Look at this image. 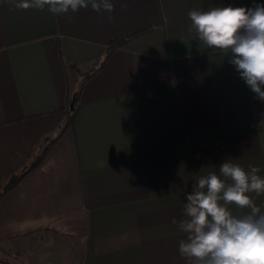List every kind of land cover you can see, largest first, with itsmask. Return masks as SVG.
<instances>
[{"label":"crops","instance_id":"crops-1","mask_svg":"<svg viewBox=\"0 0 264 264\" xmlns=\"http://www.w3.org/2000/svg\"><path fill=\"white\" fill-rule=\"evenodd\" d=\"M112 2L109 21L0 0V188L79 93L73 126L0 200V264H186L178 223L196 176L225 160L264 176V102L187 16L264 0Z\"/></svg>","mask_w":264,"mask_h":264},{"label":"clouds","instance_id":"clouds-1","mask_svg":"<svg viewBox=\"0 0 264 264\" xmlns=\"http://www.w3.org/2000/svg\"><path fill=\"white\" fill-rule=\"evenodd\" d=\"M16 9L47 10L53 16H68L81 9L113 17L112 0H6ZM189 33L208 49L223 56L239 73L256 99L264 102V5L252 7L215 6L207 10L190 9ZM197 175L185 194L183 234L178 254L186 264H264V211L252 198L264 195L261 169H247L233 160L218 169ZM238 210V211H236ZM173 224L177 221L173 219Z\"/></svg>","mask_w":264,"mask_h":264},{"label":"trees","instance_id":"trees-1","mask_svg":"<svg viewBox=\"0 0 264 264\" xmlns=\"http://www.w3.org/2000/svg\"><path fill=\"white\" fill-rule=\"evenodd\" d=\"M150 31L151 29H147L130 35L125 39L112 41L108 46L104 62L114 51L125 47L129 42L148 34ZM78 99L79 93L75 96V98L68 102L67 107L63 110V117L58 125L48 133L42 135L35 151L30 156V158L7 177L5 183L0 188V200L14 187H16L24 177H26L43 162L56 142L69 128L73 126L78 111ZM73 100H75V106L74 109H71V103Z\"/></svg>","mask_w":264,"mask_h":264},{"label":"rangeland","instance_id":"rangeland-1","mask_svg":"<svg viewBox=\"0 0 264 264\" xmlns=\"http://www.w3.org/2000/svg\"><path fill=\"white\" fill-rule=\"evenodd\" d=\"M21 243H23V246L25 247V248H30V249H41L42 248V246H43V244H45V243H49L50 244V241L49 240H45V239H43V238H32V239H27V240H24V241H22ZM0 258H3L2 256H0ZM7 260H9V261H11V262H16V263H20V264H25L24 263V260H21V259H15V260H11V259H7Z\"/></svg>","mask_w":264,"mask_h":264},{"label":"water","instance_id":"water-1","mask_svg":"<svg viewBox=\"0 0 264 264\" xmlns=\"http://www.w3.org/2000/svg\"><path fill=\"white\" fill-rule=\"evenodd\" d=\"M74 106H75V100H73L71 103V109H74Z\"/></svg>","mask_w":264,"mask_h":264}]
</instances>
